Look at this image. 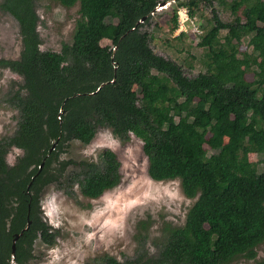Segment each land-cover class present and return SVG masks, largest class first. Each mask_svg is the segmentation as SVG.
<instances>
[{
	"label": "trees",
	"instance_id": "trees-1",
	"mask_svg": "<svg viewBox=\"0 0 264 264\" xmlns=\"http://www.w3.org/2000/svg\"><path fill=\"white\" fill-rule=\"evenodd\" d=\"M51 1L80 4L73 40L60 51L41 48L39 0L0 1L21 37L19 57L0 58V70L22 78L0 98V105L19 112L15 132L0 138V264H10L13 239L22 231L17 264L35 257L37 239L56 242L41 209L50 184L57 183L71 198L77 186L83 196L96 199L122 183V163L112 149L99 161L62 157L72 140L89 144L101 128L121 142L132 135L141 139L148 175L180 180L184 194L195 201L183 225L165 222L155 239L152 216L138 219L132 256L120 260L103 253L85 264H233L238 257L264 264V255L258 258L264 247V170L238 157L245 139L264 149V41L254 47V62L237 56L243 37H264V0H231L234 17L228 21L214 15L198 43L207 51V59L201 58L207 69L197 75L155 53L153 35L142 30L159 0ZM215 3L227 0L181 5L195 16L199 4ZM118 17L115 26L111 20ZM178 18L175 11L172 32ZM223 29H228L225 42ZM103 38L114 46L102 47ZM85 55L99 61L96 68L83 64ZM254 64L255 79L249 81ZM14 148L23 152L9 164Z\"/></svg>",
	"mask_w": 264,
	"mask_h": 264
},
{
	"label": "rangeland",
	"instance_id": "rangeland-1",
	"mask_svg": "<svg viewBox=\"0 0 264 264\" xmlns=\"http://www.w3.org/2000/svg\"><path fill=\"white\" fill-rule=\"evenodd\" d=\"M186 1L188 0L167 1V5H158L152 11L150 22L142 30H148L153 35L151 45L155 53L181 64L186 73L197 75L207 69L201 61V58L207 59V51L198 45L201 36L213 24L214 15L224 21L234 17L230 6L232 1L227 0L225 5L199 4L195 16H191L188 8L181 5ZM37 9L41 19L39 32L43 50L60 51L63 43L72 42L76 21L80 17L79 2L73 7H66L56 1L39 0ZM175 11L178 13L179 25L172 32L171 19ZM120 20L121 17H118L111 20V23L116 26ZM227 31L228 29L221 30L220 37L223 38ZM180 34L183 35L179 37ZM263 41L264 37L256 33L243 37L237 46L238 58L247 56L254 62L257 56L254 47ZM222 42H225L224 38ZM100 44L107 49L114 46L109 38H103ZM20 51L18 23L13 16L0 9V58H18ZM260 61L257 58V62ZM98 62L91 56L83 57V64L90 70L96 68ZM256 68L258 65L254 64L252 71L246 75L249 81L255 79ZM14 82L20 83L22 78L10 69L0 70V98ZM18 120L17 110L6 103L0 105V138L13 134ZM261 125L264 127V122ZM106 149L114 150L121 160L122 183L96 199L83 196L77 186L76 198H71L57 183L50 184L41 198V209L44 220L52 227L53 232L56 231V242L51 245L37 239L33 246L35 257L26 264H85L103 253L124 260L135 252L134 233L138 219L152 216L154 239L160 235L165 222L176 226L185 223L187 212L195 199L184 194L180 180L156 181L148 175L143 141L134 135L130 141L121 142L110 129L101 128L89 144L72 140L67 153L62 154V157L75 161H99ZM22 152L21 149L14 148L7 156L8 163L13 164ZM238 157L259 171L264 170V149L252 139L241 142ZM150 248L151 252L157 251L155 243H151ZM263 255L264 247L261 246L258 258ZM254 262L255 260L238 257L233 264Z\"/></svg>",
	"mask_w": 264,
	"mask_h": 264
},
{
	"label": "water",
	"instance_id": "water-1",
	"mask_svg": "<svg viewBox=\"0 0 264 264\" xmlns=\"http://www.w3.org/2000/svg\"><path fill=\"white\" fill-rule=\"evenodd\" d=\"M170 1H175V0H170ZM170 1H168V2H170ZM168 2L167 1H163L159 5L160 6L167 5ZM143 21H145V18L142 19V20H140V22H143ZM43 165H44V163H42L40 165V169L43 167ZM30 224H31V221L28 222V225H27V227L25 229H28ZM23 233H24V231H22L19 234H16L15 237H14V239H13V244H12V258H11L10 264H17V262H16V247H17L16 246V243L19 240V238L23 235Z\"/></svg>",
	"mask_w": 264,
	"mask_h": 264
}]
</instances>
